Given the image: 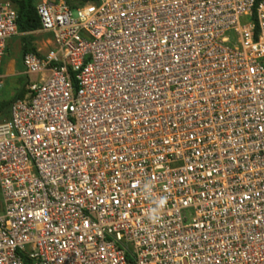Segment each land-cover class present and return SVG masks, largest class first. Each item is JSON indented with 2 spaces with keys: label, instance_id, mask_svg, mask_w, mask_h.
Listing matches in <instances>:
<instances>
[{
  "label": "built area",
  "instance_id": "2783aa9c",
  "mask_svg": "<svg viewBox=\"0 0 264 264\" xmlns=\"http://www.w3.org/2000/svg\"><path fill=\"white\" fill-rule=\"evenodd\" d=\"M75 4L0 0V264H264V0Z\"/></svg>",
  "mask_w": 264,
  "mask_h": 264
},
{
  "label": "rangeland",
  "instance_id": "374dc122",
  "mask_svg": "<svg viewBox=\"0 0 264 264\" xmlns=\"http://www.w3.org/2000/svg\"><path fill=\"white\" fill-rule=\"evenodd\" d=\"M33 44L46 48V37L50 34L43 35L36 33ZM22 46L21 37H13L8 41V52L6 54V61L4 64L3 77L0 80V100L11 99L18 90V88L25 81L26 77L23 75L24 65L22 62V53L20 48ZM11 70V71H10ZM10 71L9 73H6ZM35 76H31L34 79Z\"/></svg>",
  "mask_w": 264,
  "mask_h": 264
},
{
  "label": "trees",
  "instance_id": "16d2710c",
  "mask_svg": "<svg viewBox=\"0 0 264 264\" xmlns=\"http://www.w3.org/2000/svg\"><path fill=\"white\" fill-rule=\"evenodd\" d=\"M38 0H12L18 10V26L21 32H29L37 30L42 27L40 17L37 12ZM76 0H70V4L76 6ZM83 2L94 0H82ZM260 1V0H259ZM34 34H26L21 37L22 40V56L29 50H36V45L33 44ZM25 89L22 86L18 88L13 98L0 100V109H5L6 113L9 111V106L18 97L23 96Z\"/></svg>",
  "mask_w": 264,
  "mask_h": 264
},
{
  "label": "crops",
  "instance_id": "0c3cea01",
  "mask_svg": "<svg viewBox=\"0 0 264 264\" xmlns=\"http://www.w3.org/2000/svg\"><path fill=\"white\" fill-rule=\"evenodd\" d=\"M22 41V40H21ZM20 51H21V53H22V46H21V48H20ZM11 71V70H10ZM10 71H7L6 73H9ZM24 71H22V73H23Z\"/></svg>",
  "mask_w": 264,
  "mask_h": 264
},
{
  "label": "water",
  "instance_id": "95a60500",
  "mask_svg": "<svg viewBox=\"0 0 264 264\" xmlns=\"http://www.w3.org/2000/svg\"><path fill=\"white\" fill-rule=\"evenodd\" d=\"M82 2V0H76V1H74V3H81Z\"/></svg>",
  "mask_w": 264,
  "mask_h": 264
}]
</instances>
